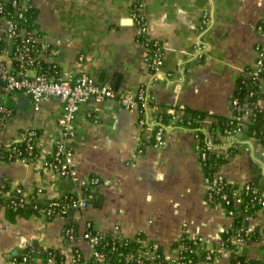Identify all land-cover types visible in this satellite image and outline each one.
Listing matches in <instances>:
<instances>
[{
	"label": "crops",
	"instance_id": "1",
	"mask_svg": "<svg viewBox=\"0 0 264 264\" xmlns=\"http://www.w3.org/2000/svg\"><path fill=\"white\" fill-rule=\"evenodd\" d=\"M27 1L35 9L34 32L54 50L43 60L54 65L59 79L74 81L84 74L116 95L146 87L153 107L149 121L157 120L164 109L180 106L230 117L237 79L251 69L255 46L264 42L257 29L264 17V0ZM136 11L149 38L162 47L156 76L136 42L132 22ZM203 13L209 18L204 32L200 30ZM3 102L11 113L0 131V144L13 142L25 128H33L38 138L34 159L0 160V180L26 196L40 189L42 200L77 192V182L60 178L43 165L58 135L62 103L51 97L34 110L30 98L18 91ZM256 106L264 111V99ZM139 118L137 108L114 99H90L78 105L73 134L66 143L72 153L69 163L77 179L96 177L99 185L86 207L73 215L77 232L91 223L104 235L141 234L145 245L157 248L166 261L175 256L173 244L182 235L200 238L206 247L217 249L232 218L206 201L197 141L190 131L173 127L170 118L162 143L155 146L154 123L140 127ZM241 138L237 152L217 173L230 184L252 183L264 195V146L253 140L248 145L245 136ZM216 139L224 141L220 134ZM64 222L57 214L50 221L40 215L11 223L0 211V264H13L12 257L32 242L58 249L65 264H70L76 248L82 255L78 264H90L86 241L64 243ZM244 227L258 236L237 246L235 253L243 256L245 264H264V213L257 211ZM218 253L215 260L194 264H232V252ZM152 256L153 251L148 253L149 259ZM33 264L43 263L37 258Z\"/></svg>",
	"mask_w": 264,
	"mask_h": 264
},
{
	"label": "built area",
	"instance_id": "2",
	"mask_svg": "<svg viewBox=\"0 0 264 264\" xmlns=\"http://www.w3.org/2000/svg\"><path fill=\"white\" fill-rule=\"evenodd\" d=\"M32 9L35 10L27 0H0V98L2 99V102H0V131L4 127L7 116L11 113V109L7 107L3 101L14 92L18 91L27 95L32 102L34 110L38 108V104L42 100L51 97L57 98L63 105V114L57 122L58 135L52 139V151L50 156L53 162L51 161L48 163L45 160L43 165L44 168L54 172L60 178L77 182V199L70 206L75 210H81L86 207L87 202L91 199L92 191L98 186V179L96 177L77 179L76 173L69 163L72 153L67 148L66 143L73 134L72 121L80 103L90 99L97 102L103 99H114L127 108H137L140 114L138 121L140 127L154 123L153 128H151L153 129L152 139L154 142L153 145L155 146H159L162 143L167 125H162L158 116L157 120L153 117L151 119L152 121H149V110L151 111L153 107H151L152 98L146 87H141L134 93L116 95L114 90L110 87H101L89 76L84 74L77 77L74 81L61 80L59 77H55L51 72L54 65L43 60V56L46 55V53L51 55L54 53V50L50 48L47 42L41 40L34 30L29 29L31 25V23H29V18L32 16ZM132 22L137 29L136 42L145 52V60L150 68L151 74L156 76L162 65V47L158 41L149 38L144 19L137 11L132 16ZM208 24L209 18L206 13H203L200 30L204 32L206 28H208ZM257 29L259 33L264 36V17L257 25ZM9 45H12L10 55L8 54ZM41 63L44 65H41ZM242 78L241 86L235 87V92L230 100V110L231 112H236V115L233 116L238 125L235 132H224L220 134L224 137L223 142H220L219 139L216 143L212 142L211 136L208 135V125L211 121L204 120L202 123V130L206 134L204 138V148H200V138L195 133L191 132L197 141V149L201 161L205 157L204 149L216 154H226L228 148H235L236 145L243 140L241 137L245 134V123L248 122L249 117L253 116V109L257 107L256 102L259 99H264V42L255 46L254 64ZM245 85L249 86V88L244 91L242 101H239L238 94ZM253 95L256 96V99L251 102L249 99L252 98ZM178 108L182 109L183 107L180 106ZM171 113L175 114L174 117H172V121L174 122L178 119V115L174 111H171ZM217 135L218 134H216V138ZM37 138L38 135L33 128H25L19 132L17 139L13 142L7 145L1 144L3 150L6 152L4 155L6 158L5 160H25V158L33 156ZM245 138L246 143L250 145L253 139L246 136ZM19 142L25 144L24 150L16 146ZM223 181L227 182V180L217 172L213 173L212 178L203 176L205 198L208 203H212L215 200V195L220 191V184ZM237 186L238 188L233 193L235 196L238 195L242 189H250L247 184ZM16 192L21 193L19 189H17ZM253 192L260 194L257 201L264 207V195L257 189H254ZM1 193L2 190L0 185V194ZM39 194H41V190L37 189L36 195ZM25 201L26 199L21 196L19 202ZM238 202H240V199L236 197L234 203ZM227 203L228 199L225 194L221 195L219 200H216V205L222 207L225 213L232 217V211H226L225 209ZM61 213H64V211L62 210ZM58 215H60V212ZM89 227H92L94 231L93 234L87 230ZM250 231V229L245 228L243 232L238 231L235 234L233 243L236 249L237 246L244 244ZM66 235L71 242L80 239L89 244L90 260L98 264H108L104 263V253L96 249V246L100 243L104 234L96 230L91 223L85 224L84 231L78 233L77 239L75 240L73 239L72 230H67ZM114 237L119 241L129 239L119 238L115 235ZM194 239L196 248H199L198 245L200 244L202 246L201 248L204 250L208 251L211 249V247H206L200 238L194 237ZM183 250V248H177L175 256L167 261L171 264H184L183 257L180 255ZM218 250L224 253L232 252L223 246L221 236L217 244L215 255L211 256L209 252L206 253L204 261L208 262L215 260L219 256ZM149 252H151V250L145 249L142 255H137V253H140L139 251H136L134 254H127L124 256V262L125 264H145L143 259H149ZM31 253H33V250H30V254ZM36 259L37 258L31 256H29L28 259L24 257L22 264H33ZM119 260L118 258L117 261ZM81 261L82 255L80 251L75 248L72 251L70 264H78ZM111 264L116 263L113 262Z\"/></svg>",
	"mask_w": 264,
	"mask_h": 264
},
{
	"label": "trees",
	"instance_id": "3",
	"mask_svg": "<svg viewBox=\"0 0 264 264\" xmlns=\"http://www.w3.org/2000/svg\"><path fill=\"white\" fill-rule=\"evenodd\" d=\"M32 16L29 18V23H31L29 29L33 30L34 28V18L35 10H31ZM42 62V61H41ZM41 65H44L41 63ZM15 66V63H14ZM52 74L58 78V70L54 67L51 70ZM242 77L237 79L236 87L241 86ZM249 88V86H243L240 93L238 94V100L242 101L244 91ZM256 99V96L253 95L249 100L252 102ZM0 102L2 99L0 98ZM6 105V104H5ZM7 106V105H6ZM8 107V106H7ZM171 111H174L178 115V119L173 124V127H179L187 129L190 132L195 133L200 138V148H204V138L206 136L205 132L202 130L204 120H210L208 125L209 133L211 136L212 142H217L216 134H223L224 132L233 133L238 128L235 118V111L231 112L230 117H225L222 115L210 114L208 112H202L198 110H192L186 107L182 109L176 107H169L161 111L158 115L159 121L162 125H167L170 118L174 117L175 114H172ZM155 128V127H154ZM245 134L244 136L252 138L256 143L264 146V111L255 107L253 109V116L249 117L248 122L245 123ZM37 133V132H36ZM18 148L24 150L25 144L19 142L16 144ZM36 147V146H35ZM34 147L33 156L30 158H25V161L34 159L36 156V149ZM226 154H216L210 152L207 149H204L205 157L200 164L203 171V176L212 178L213 173L217 172L218 168L227 163L229 158L232 157L236 152L237 148H228ZM5 151L3 150L2 145L0 144V160L6 161ZM46 162H53L52 157L49 155L46 157ZM2 193L0 194V211H2L5 220L8 222H14L17 218H27L29 216H43L45 221H50L55 215L60 212V215L64 219V224L61 230V237L65 244H70L71 240L66 235L67 230H72L73 239H77V224L73 218L74 213L76 212L70 205L77 199L76 192H66L59 195L55 199L42 200L36 195V190H33L32 193L27 196L22 193H17L15 190H10L8 184L0 180ZM99 185V182H98ZM250 189H242L238 195H234V191L238 188L237 185L230 184L226 181H223L220 184V191L215 195V200L211 203L216 205V200H219L221 195L225 194L228 203L225 205L226 211H232V222L231 226L221 233V238L223 240V246L233 253V258L230 259L232 264H245L247 261L243 256H238L235 253L236 247L233 243V237L235 234L240 231L243 232L246 227L244 224L246 221L251 219L256 215L257 211H262L264 213V207L260 205L257 201L260 194L254 193L253 190H256V187L252 183H247ZM42 192V191H41ZM24 197L25 202H19V199ZM238 197L240 202L234 203L235 198ZM64 213H61V211ZM93 234L92 227L87 229ZM258 236L257 231L251 230L250 234L247 237L248 239H256ZM194 237H189L187 235H182L174 244L173 249L183 248L181 256L183 257L184 264H194L198 261H204V256L206 253H210L211 256H214L216 253V248L211 247L210 250L202 249L199 244V248L195 247ZM144 246V247H143ZM96 249L99 252L104 253L105 259L104 263L111 264L115 262L116 264H125L124 256L127 254H134L136 251L137 255L145 252V249L153 251L154 256L150 259H143L145 264H167V261L164 260L162 253L155 248L154 246L147 244L145 245L143 236L137 234L133 238H129L125 241H119L113 235L107 234L103 235L100 243L96 246ZM197 249V250H196ZM30 250H33V253L30 254ZM74 250V249H73ZM72 250V251H73ZM121 254V255H120ZM120 255V256H119ZM35 257L39 258L43 264H63L64 255L55 248H41L32 242L27 245L22 251L12 257L13 264H22L24 257L29 258ZM118 258L120 259L119 261ZM90 264H98L97 262L90 260Z\"/></svg>",
	"mask_w": 264,
	"mask_h": 264
},
{
	"label": "water",
	"instance_id": "4",
	"mask_svg": "<svg viewBox=\"0 0 264 264\" xmlns=\"http://www.w3.org/2000/svg\"><path fill=\"white\" fill-rule=\"evenodd\" d=\"M11 50H12V45H9V48H8V54L10 55L11 54ZM240 136V135H238Z\"/></svg>",
	"mask_w": 264,
	"mask_h": 264
}]
</instances>
